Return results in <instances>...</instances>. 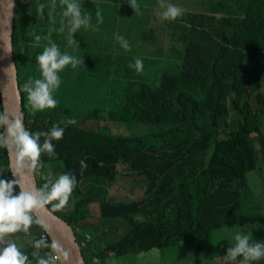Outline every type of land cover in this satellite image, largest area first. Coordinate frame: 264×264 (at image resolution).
I'll return each mask as SVG.
<instances>
[{"label": "trees", "instance_id": "trees-1", "mask_svg": "<svg viewBox=\"0 0 264 264\" xmlns=\"http://www.w3.org/2000/svg\"><path fill=\"white\" fill-rule=\"evenodd\" d=\"M16 3L13 47L31 165L48 207L74 233L88 235L81 232L91 264L111 253L159 251L205 255L187 264H264V243L241 251L245 258L234 254L236 243L222 261L213 239L220 228L264 223L263 215L239 213L248 173L257 169L264 177V0H211L206 11L188 12L178 33L172 19L167 45L153 49L170 63L154 85L142 81L153 53L119 48L128 35L112 31L114 46L75 50L73 36L63 32L74 15L102 24L106 5ZM2 120L0 101V167L12 203L24 206L13 220L35 221L39 229L29 251L5 264H46L42 257L54 248L41 241L45 231L11 175ZM128 124L157 130L131 135ZM54 164L62 166L60 177L48 169ZM117 180L123 192L114 199L109 185ZM130 184L144 194L127 198ZM91 204L100 218L124 222L111 231L114 239L87 229Z\"/></svg>", "mask_w": 264, "mask_h": 264}, {"label": "rangeland", "instance_id": "rangeland-1", "mask_svg": "<svg viewBox=\"0 0 264 264\" xmlns=\"http://www.w3.org/2000/svg\"><path fill=\"white\" fill-rule=\"evenodd\" d=\"M93 4L106 5L105 17L103 18L102 24L92 23L87 21L86 18L80 19L76 18L75 15L71 21V29H65L63 32L69 33L70 36H73V48L75 50H92L99 49L104 47L114 46V42L109 43V32L117 31L121 36H126L127 42L120 43L119 48L124 50L125 48L134 49L140 55L148 54L152 52L153 55L150 56L152 63L148 64V69L145 74H143L142 81L149 85H154L158 82V77L162 72L167 69L169 66V60L167 61L164 57V53L154 52L153 49L157 48V45L164 46L167 45V38L173 34L171 24L173 23L172 19L176 20L175 24L178 28L175 31L178 33L181 31L180 22L183 18L188 17V12L191 11H206L209 7L211 0H91ZM214 1V0H213ZM20 3V0H19ZM31 4H29L30 6ZM78 8V7H77ZM76 8V9H77ZM75 9V10H76ZM167 19V21H166ZM78 29H82L81 32H76ZM146 35L147 37H144ZM76 40L79 41L80 46L75 44ZM84 43V44H83ZM116 44V43H115ZM70 59V63H71ZM76 60V59H74ZM73 60V61H74ZM56 88L55 84L51 83V91ZM71 99L65 100L64 105L69 107ZM57 105V104H56ZM87 107V106H86ZM94 125V128H97L96 121L90 122ZM104 124V123H103ZM118 126V125H116ZM126 129V127L119 125ZM128 132L131 135H144L148 132L156 131L157 126L154 125H142V124H128ZM49 170L53 174V170H56L55 173L58 177L61 176L60 169L62 166L60 164L49 165ZM64 177V176H63ZM248 194L245 195L242 206L239 209L241 214H250L252 216H258V214L264 216V177L260 172L255 169L248 173L247 176ZM140 184L132 185L127 187L126 192L127 198L131 199L137 195H143L142 191H138L141 186ZM123 181H115L109 185L110 197L118 198L119 193H122ZM0 188L2 193H4L8 199H6L4 204L11 206L9 211L0 212V218L2 220H8L9 214L17 212H22L20 208L16 209V205L12 203V197L9 196L10 188L6 187L4 180L0 179ZM118 191V192H115ZM1 192V189H0ZM11 200H10V199ZM129 199H124L127 201ZM59 207L62 205V200L58 199L56 202ZM92 209L87 210L88 216L87 220L89 224L87 229H101L102 231L106 230L109 235L115 229L123 225L122 219H102L100 218L99 211L100 207L96 204L90 205ZM5 207V208H6ZM83 231L76 229V237L81 238L80 241L84 240L82 238ZM85 236L87 234H84ZM88 236V235H87ZM111 236V235H110ZM5 237L0 238V242H5ZM114 239V237H113ZM213 239L215 240V252L220 254L221 260L224 261L226 258L231 256L229 251L233 249L236 243L237 246L234 252L238 258H245V254L241 251L246 247H254V244L258 246H263L264 243V223L259 220H255L252 223H246L243 225H235L233 227H224L217 229L213 232ZM78 241V240H77ZM79 241V242H80ZM242 244V246H241ZM244 244V246H243ZM5 246V244H4ZM226 246V247H225ZM31 248V244L26 248V252ZM87 248V247H86ZM7 253L12 250L5 247ZM82 256L85 261V264H91L89 251L82 250ZM228 254V255H227ZM205 256V255H204ZM204 256H197L189 251H185L179 254H176L174 251L161 252L159 251L158 255L155 253H129L123 256H115L112 253L110 258L106 257L101 259L97 263L99 264H187L195 261V259H203ZM8 258H6L7 260ZM211 261V260H209ZM219 260H215V264H218ZM8 262V261H6ZM220 264H223L222 262Z\"/></svg>", "mask_w": 264, "mask_h": 264}, {"label": "water", "instance_id": "water-1", "mask_svg": "<svg viewBox=\"0 0 264 264\" xmlns=\"http://www.w3.org/2000/svg\"><path fill=\"white\" fill-rule=\"evenodd\" d=\"M16 4V0H0V101L11 175L29 210L47 232L60 264H85L72 227L48 207L31 165L13 47Z\"/></svg>", "mask_w": 264, "mask_h": 264}, {"label": "crops", "instance_id": "crops-1", "mask_svg": "<svg viewBox=\"0 0 264 264\" xmlns=\"http://www.w3.org/2000/svg\"><path fill=\"white\" fill-rule=\"evenodd\" d=\"M90 3H92L91 0H88ZM93 4V3H92ZM85 17V16H83ZM87 18L89 22L93 21V18L90 17L88 15ZM5 171L4 169H2L0 167V179L4 180V182L6 183V187L8 188V177L4 175ZM1 192H0V204H4L7 196L2 193V188ZM9 191V188H8ZM118 192V191H115ZM11 195V193L9 192V196ZM12 196V195H11ZM10 199V198H9ZM11 200V199H10ZM6 205H0V212L2 211H9L11 206H7ZM28 207V206H27ZM24 209L23 205H18L16 207V209ZM13 214L12 212L9 214L8 220H2L0 218V238H6L5 242L2 243L0 242V264H5L6 261H11L13 260V257L16 256V254L18 253V251H20V253L24 252L26 250V248H28L31 244V239H32V234H36L39 232V229L37 228V223L35 221H31L29 219H27L26 221L23 220H18L16 219L13 220ZM116 233V231H115ZM111 237H113V235L110 233ZM5 244V246H4ZM8 248L11 251L7 253V250L5 249ZM250 247H246L245 251H247ZM252 253H254V249L251 250ZM6 258H8L6 260Z\"/></svg>", "mask_w": 264, "mask_h": 264}, {"label": "built area", "instance_id": "built-area-1", "mask_svg": "<svg viewBox=\"0 0 264 264\" xmlns=\"http://www.w3.org/2000/svg\"><path fill=\"white\" fill-rule=\"evenodd\" d=\"M41 241L43 243H46V246H48L49 237H48L46 231L41 233ZM86 242H87V238L85 240H82L81 242H78L81 250H83L85 248ZM47 262H48V264H60L55 251L47 252Z\"/></svg>", "mask_w": 264, "mask_h": 264}, {"label": "clouds", "instance_id": "clouds-1", "mask_svg": "<svg viewBox=\"0 0 264 264\" xmlns=\"http://www.w3.org/2000/svg\"><path fill=\"white\" fill-rule=\"evenodd\" d=\"M86 238H88V237H86ZM84 240H85V238H84ZM246 249V248H245ZM234 254L236 255V252H234ZM45 257H47V255L46 256H43L42 258H45ZM46 264H48V262H47V259H42ZM38 264H41V260L38 262Z\"/></svg>", "mask_w": 264, "mask_h": 264}]
</instances>
